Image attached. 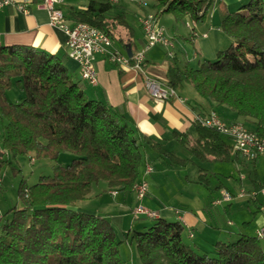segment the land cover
Returning <instances> with one entry per match:
<instances>
[{"label": "trees", "instance_id": "trees-1", "mask_svg": "<svg viewBox=\"0 0 264 264\" xmlns=\"http://www.w3.org/2000/svg\"><path fill=\"white\" fill-rule=\"evenodd\" d=\"M155 1L157 18L172 13L177 22L189 16L198 23L209 18L216 2ZM112 6L110 1L90 0L85 8L72 7L70 14L132 51L134 29L123 14H109ZM216 7L220 27L232 43L197 67L173 63L167 84L176 89L192 84L201 96L229 106L264 135V0H248L237 10L220 0ZM66 58L31 45H0V173L8 166L22 173L16 163L30 156L52 164V172L33 184L23 176L20 203L0 215V264H126L122 242L135 244L141 264H264V247L256 235L241 234L216 241L211 250H199L184 239L186 225L180 219L145 217L158 218L120 238L107 215L75 208L102 181L110 188L132 190L143 179L139 177L148 149L180 166L189 158L141 132L121 111L89 97L85 80L69 70ZM14 86L24 92L21 100L9 98ZM194 126V137L177 131L174 136L198 159L244 158L216 129L197 120ZM63 153L72 154L69 162L61 161ZM207 174L200 168L198 181L207 183Z\"/></svg>", "mask_w": 264, "mask_h": 264}, {"label": "crops", "instance_id": "crops-1", "mask_svg": "<svg viewBox=\"0 0 264 264\" xmlns=\"http://www.w3.org/2000/svg\"><path fill=\"white\" fill-rule=\"evenodd\" d=\"M217 1L219 0H216L209 18L202 23L194 21L189 16L185 20L177 22L172 13H166L158 17L159 24L164 27L171 39V45L161 44L166 46L163 49L157 44L148 49L145 70L150 75L167 84L168 68L173 63L177 62L184 65L190 62L197 67L204 60L216 58L217 52L220 50L219 47H223L222 45H226L230 41L232 43V38L227 36L221 29L219 17L218 21L215 19L216 14L218 16ZM223 1L227 3L231 10H237L248 0ZM89 2L90 0H63L61 7L70 19L76 20L71 16L70 9L72 7L85 8ZM148 2L149 5L144 6L139 0H119L113 4L112 9L109 11L110 15L123 14L134 29L135 36L132 51L121 47L116 40L114 41V46L127 56H131L146 43V34L141 19L146 12L156 11L154 7L156 1L148 0ZM27 7L29 9L27 13L12 5L0 9V45L25 44L34 46L46 53L58 56L66 55V66L73 74L79 76L80 63L68 56L67 34L65 31L57 26L50 25L49 14L39 0L28 2ZM166 18H170L172 21L167 24ZM181 23L186 26L187 30L185 29V31L187 33L181 29ZM210 30L216 32L214 37L210 38ZM193 31L197 32V36H193ZM204 33L207 35L205 36ZM225 35L227 37H224ZM215 44L221 46L215 47ZM169 50L172 51L171 56L168 55ZM95 66L97 83L93 84L85 81V91L88 96L100 99L114 109L121 111L141 132L160 141L164 146L165 141L178 140L174 136L175 131L188 132L190 136H196L195 117L197 115H208L212 109H217L227 120H241L232 108L204 98L190 83H185L182 88L178 89L181 96L186 98L185 101L173 98L160 100L150 95L144 85L142 75L136 69L132 67L123 68L116 62L109 60L102 53L96 54ZM23 96L24 94L16 92L11 96L14 99H10L18 101ZM230 140L228 141L230 142ZM150 156L155 157L150 151H147L145 163L150 162ZM248 160L253 163L252 170L255 173V177L249 182V189L250 187L255 188L258 185H264V179L260 177L264 174V156L259 155L255 160L248 157L235 160L238 161L236 168L239 172L242 170L241 164L244 165ZM5 169L6 167L3 168V170ZM241 175H243V178L247 177L244 173ZM152 177L155 189L159 190L161 184L157 182L156 175H152ZM186 180H191V178L186 176ZM149 186L151 189L152 183ZM224 189L232 192L229 187L219 183L216 186L215 193L207 194L208 198H205L202 193L195 194L190 190H185L186 193H183V195L178 193L175 196L177 202L169 200L167 195L162 197L149 191L143 201L147 206L158 210L160 217L172 220L183 219L186 225L187 238L190 239L188 241H191L189 243L199 250H211L216 241L234 240L241 234H248L245 231L249 229L253 231L249 235H255L256 229L264 225V215L260 211L261 197L256 200H247V217L243 220V224L239 225L229 216V213L234 210L233 201H225L221 204L213 203V199L218 197L216 195ZM0 196L5 195L1 193ZM137 201L138 198L133 189L121 191L108 187L106 182L102 181L93 187L86 199L78 201L75 208L80 211L107 215L115 226L118 236L125 238L126 233L129 231L141 229L140 225L146 226L144 222L139 223L133 217L132 208ZM177 209L181 211L178 215L175 212ZM189 230L193 232H191V235H193L191 237L189 236ZM125 244L127 252L123 250L122 256L124 255L123 258L126 257L124 258L126 264H139L135 261L132 253L133 244L129 242Z\"/></svg>", "mask_w": 264, "mask_h": 264}, {"label": "built area", "instance_id": "built-area-1", "mask_svg": "<svg viewBox=\"0 0 264 264\" xmlns=\"http://www.w3.org/2000/svg\"><path fill=\"white\" fill-rule=\"evenodd\" d=\"M30 1L32 0H0V9L12 5L27 13L29 12L27 4ZM39 1L49 14L50 25L61 28L67 34L68 56L80 63V76L83 80L93 84L97 83L95 57L97 53H102L109 60L116 62L123 68L132 67L136 69L142 75L144 85L152 97L160 100L173 98L185 101V97H182L175 87L163 83L145 70L146 54L149 48L157 44L171 45V39H163L161 34L162 25L159 24L156 13L149 11L147 12V20H141L146 34V43L131 56H127L114 46L113 38L106 31L89 22L70 19L61 7L63 0ZM103 1H110L114 4L119 0ZM194 34H197V32L194 31ZM204 35L206 34L204 33ZM195 120L230 138L235 149L239 150L244 156L254 158L258 155H264V138H260L257 132H251L248 128L236 122L224 119L216 110L212 109L209 115H197ZM152 171L153 167H146L144 174ZM147 192L148 182L143 178L141 188L136 189L137 197L142 199ZM221 196V198L215 199L214 203L230 201L234 198V195L228 190H224ZM239 196L251 198L260 196V208L264 215V185L250 191L242 189ZM176 211L178 214L181 212L178 209ZM134 213L136 217H150L156 211L139 204L135 207ZM256 230H259L260 237L264 238V225L259 226ZM190 236H192L191 232Z\"/></svg>", "mask_w": 264, "mask_h": 264}, {"label": "rangeland", "instance_id": "rangeland-1", "mask_svg": "<svg viewBox=\"0 0 264 264\" xmlns=\"http://www.w3.org/2000/svg\"><path fill=\"white\" fill-rule=\"evenodd\" d=\"M139 1H142V0H139ZM144 1H146L147 4L149 5L148 0H144ZM219 1H217V3ZM148 5H144V6H148ZM152 12L156 13V11H152ZM170 17L172 18L173 16H170ZM218 17H219V15L217 16V14H216L215 19L217 21H218ZM166 20H167V22H166L167 24H169V22L172 21V20H170V18H166ZM180 27H181V29H183L184 32H186L185 31L186 26L183 23L180 24ZM164 32H165V35L168 37L165 29H164ZM215 33L216 32L210 30L209 31L210 38L214 37ZM193 36H197V34L193 33ZM224 37H227V36L225 35ZM230 42H228L227 44L225 43L226 45H222L223 47H219L220 50L227 48L231 44ZM158 46L162 47L163 49H164V47L166 48V46H162L161 44L160 45L158 44ZM214 46L216 47V46H221V45L215 44ZM169 51H168V55H169ZM214 59H212V60H214ZM10 90L8 91V96L11 99L12 98L14 99V97H11V96H13V93L17 92L20 94H24V92H22L20 89H18L17 86H14L13 89H10ZM214 110H216L221 115V113L217 109H214ZM221 116L223 117V115H221ZM223 118L226 119L225 117H223ZM236 122H242L248 128L251 127L249 123H247L246 121H244L242 119L237 120ZM251 130H253V129H251ZM3 132H4V127H3V124L0 122V138H2ZM228 140H230V139L228 138ZM230 142H231V140H230ZM164 144H165L166 148L173 150L179 156L184 157V158H189V159H188L187 164L185 166H180L178 164L172 163L168 158H166L162 155H159L154 150L148 149V151H150L151 154L155 155V157H153V158L150 156V158H149L150 162H147V163L153 165V171L151 173L144 174V170L146 169V165H147V163H145L142 167V173H140V177H139V178L143 177V178H145V180H147L148 192L149 191L155 192L158 195H161L162 197H165L167 195L169 200L177 202V200L175 199V196L178 193L180 195H183V193H186L185 190H190L191 192H193L195 194L202 193V195L205 198H208L207 194L211 195V194L215 193L216 186L219 185V183H223L225 186L229 187V189L232 190V192L235 193L234 194L230 191L234 195V198L230 201H227V202L233 201V203H234V210L231 213H229V216H230V218H232V220L236 221L239 225H242L243 220H245L247 217V214H246V212H248L247 200H256V199L260 198V196H258L256 198L240 197L239 196V193L242 189H244L246 191H250V190L254 189V187H250V189H249V186H250L249 182H251L252 178L255 177V173L252 170V168L254 167L253 163L250 160H248L244 165L241 164L242 170L239 172L238 169L236 168L238 165V161H228V162L202 161V160L198 159L196 156H194L185 144L181 143L178 140L174 139V140H170V141H165ZM64 155L62 156L61 161L62 162L63 161L69 162L72 158V154L68 153V154H64ZM244 157H246V156H244ZM256 158H257V156L254 158H250V159H256ZM16 166L20 167L22 169V173H17V174L14 173V171L12 170V167H10V166L6 167V169L0 173V194L4 193V195H5V196H0V198H1L0 199V215L4 214L8 209H10V208L14 207L15 205H17L18 203H20V199L18 196V185H19V182L23 176L26 178V181L28 184H33V183L38 181L40 175L52 172L51 161H49L47 159H37L33 156H30L28 158H20L17 161ZM230 167H231V169H230ZM200 168H205V170L208 173L207 174V178H208L207 183H203V182L201 183L200 181H198ZM242 173L246 174L247 177L243 178V175L240 176V174H242ZM143 174H144V176H143ZM151 174L156 175L157 182L161 184V188L159 190L155 189L154 180L152 179L153 177ZM186 176H189V178H191V180L187 181ZM260 177H261V179H264V174L260 175ZM150 183H152L151 189L149 186ZM241 183H242V185H241ZM261 186H263V185H261ZM261 186L255 187V189H258ZM133 187H134V185H133ZM224 190H227V189H224ZM224 190L220 191L219 194L216 195L218 197L213 199V203H214L215 199L222 197L221 193ZM148 192H147L146 196L148 195ZM135 193H136V191H135ZM144 198H142V199L138 198V201L136 202V204L132 208L133 217L135 219L137 218L136 219L137 222H139V223L144 222L146 225L145 227H143V225H140L139 227H141V229H145V228L149 227L150 225H152L156 221V219H154V218H158V217H152V218H145L144 216H139V217H144V218L136 217L135 213H134V209L137 205L143 204L147 208H149L151 210H155L159 214V217H160V213L158 210L151 208L144 203V201H143ZM223 202H225V201H223ZM223 202H221V203H223ZM221 203H217V204H221ZM214 204H216V203H214ZM260 211H261V208H260ZM175 212L178 215V212L177 211H175ZM180 220L183 221V219H180ZM185 231L186 230H184V232H183V237L186 241H188L190 239L187 238V233ZM190 232H192V230H189V236H190ZM245 232H247L248 234L253 233V231L251 229H249L248 231H245ZM188 242H191V241H188ZM125 243L126 242H122L120 245L121 252H123V250L126 251L125 249H127V246ZM261 243L264 247V239H261ZM131 249H132V253H133V256L135 258V261H137L139 264H141V260H140L139 254L137 252V249L135 247V244H133V247ZM124 258H126V257H124Z\"/></svg>", "mask_w": 264, "mask_h": 264}, {"label": "bare ground", "instance_id": "bare-ground-1", "mask_svg": "<svg viewBox=\"0 0 264 264\" xmlns=\"http://www.w3.org/2000/svg\"><path fill=\"white\" fill-rule=\"evenodd\" d=\"M141 2H142L144 5H148L147 2L144 1V0H142ZM140 4H141V3H140ZM141 20H147V13H145V14L143 15V17H142ZM193 33H194V31H193ZM161 34H162V36H163V39H169V38L165 35L164 28H163L162 26H161ZM170 54H172L171 51H169V55H170ZM185 100H186V98H185ZM208 115H209V114H208ZM235 122H236V121H235ZM236 123H237V124H240L241 126H244L245 128H247V127L245 126V124L242 123V122H236ZM248 130L251 131V132H255V131H253V130H251V129H249V128H248ZM260 138H264V135H260ZM146 167H153V166H152L151 164L147 163ZM142 184H143V179L136 181L135 184H134L133 189H134L135 191H136V189H140ZM157 215H158V213L156 212V213H154V214L151 215V216H157ZM0 234H1V223H0ZM255 235H256V237H258L259 239H264V238L260 237V232H259V230H256V231H255Z\"/></svg>", "mask_w": 264, "mask_h": 264}]
</instances>
